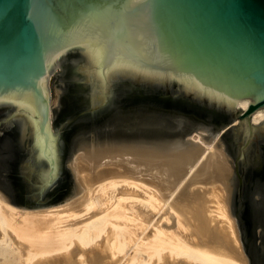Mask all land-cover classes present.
Wrapping results in <instances>:
<instances>
[{"label":"water","instance_id":"95a60500","mask_svg":"<svg viewBox=\"0 0 264 264\" xmlns=\"http://www.w3.org/2000/svg\"><path fill=\"white\" fill-rule=\"evenodd\" d=\"M260 109L264 0H0V195L17 207L115 177L166 200L206 149L193 131L210 144L224 128L171 204L198 245L264 264L262 228L248 236L235 209Z\"/></svg>","mask_w":264,"mask_h":264},{"label":"bare ground","instance_id":"6f19581e","mask_svg":"<svg viewBox=\"0 0 264 264\" xmlns=\"http://www.w3.org/2000/svg\"><path fill=\"white\" fill-rule=\"evenodd\" d=\"M249 103L244 99L238 106L244 110ZM263 119L264 109L257 110L253 122ZM210 150L212 146L204 150L166 200L157 187L132 177L94 182L63 206L38 210L17 207L0 195V261L240 264L195 243L186 219L171 204Z\"/></svg>","mask_w":264,"mask_h":264},{"label":"flooded vegetation","instance_id":"af4514ba","mask_svg":"<svg viewBox=\"0 0 264 264\" xmlns=\"http://www.w3.org/2000/svg\"><path fill=\"white\" fill-rule=\"evenodd\" d=\"M70 83L71 85L69 84L68 94L69 103L66 105L67 107L61 116V120L64 122H68V120H71L72 118L75 119L73 114L77 113V102L79 101V96L77 95H80V93H78V87L72 82ZM94 120L97 121V118H94ZM80 122L81 120L75 124ZM75 128L76 125H72L70 127L68 126L65 129V132H68L69 129L74 130ZM72 132L69 134L71 135ZM69 134L67 136H69ZM233 134L234 132L230 131L226 135L232 150L236 145ZM62 149H64L63 152H66L65 147ZM248 156L249 163L245 166L241 165L240 167L241 172L246 169L248 173L244 175L246 178L245 184L242 183L239 185L238 190L240 196H238V199L235 200V209L236 213L239 215L241 220L244 222L245 227L247 228L248 236H250L254 228L256 229L258 225H260L262 231L264 232V139L255 142V148L251 150ZM258 194H260L261 198L256 196Z\"/></svg>","mask_w":264,"mask_h":264},{"label":"rangeland","instance_id":"374dc122","mask_svg":"<svg viewBox=\"0 0 264 264\" xmlns=\"http://www.w3.org/2000/svg\"><path fill=\"white\" fill-rule=\"evenodd\" d=\"M241 108L238 106V104H237V106H236V108H235V111H236V114L237 113H240L241 112V110H240ZM235 114V115H236ZM255 114V113H254ZM253 114V115H254ZM253 115H252V117H251V123L252 124H258V123H255V122H253ZM236 118V117H235ZM237 121V118L235 119V122ZM224 131V128L218 133V135L215 137V139L210 143V144H207V143H205V142H203L201 139H199L200 138V134L199 133H197L196 131H193V133L191 134V136H190V139H192V140H195V141H198L199 143H201L202 144V146H204L205 148H208V146H213L214 145V143L217 141V139L220 137V135L222 134V132ZM212 150H213V147H212ZM80 194H81V191L79 192ZM76 194L77 196H79L80 194ZM75 195V196H76ZM74 196V197H75ZM74 197H72V198H70V199H68V200H66V201H63V202H61V203H59V204H55V205H50V206H44V207H39V208H25V209H31V210H38V209H45V208H52V207H58V206H63L64 205V203L66 204V202L68 201H70V200H72ZM76 198V197H75ZM20 208H22V207H20ZM0 264H13V261L11 260V259H7L6 261H0Z\"/></svg>","mask_w":264,"mask_h":264}]
</instances>
